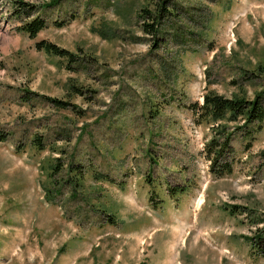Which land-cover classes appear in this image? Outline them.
<instances>
[{"label": "rangeland", "instance_id": "1", "mask_svg": "<svg viewBox=\"0 0 264 264\" xmlns=\"http://www.w3.org/2000/svg\"><path fill=\"white\" fill-rule=\"evenodd\" d=\"M15 1L0 0V264H264L240 211L264 208V119L225 122L232 171L215 176V125L192 107L264 94V0H25L35 37Z\"/></svg>", "mask_w": 264, "mask_h": 264}, {"label": "trees", "instance_id": "2", "mask_svg": "<svg viewBox=\"0 0 264 264\" xmlns=\"http://www.w3.org/2000/svg\"><path fill=\"white\" fill-rule=\"evenodd\" d=\"M58 0H49L42 3L40 6H51ZM167 0H162L157 8L159 15L161 11H165L167 8L164 3ZM13 6L12 13L17 16L24 17L18 28L24 32H27L30 37H35L37 32L45 27L46 21L40 15H33L38 7L34 3L27 2L25 0H16ZM145 13L152 15V12L148 8H144ZM152 22H143L144 30H154L156 22L154 14ZM63 22L59 23L62 25ZM36 47L45 49L60 56L72 55L70 52L59 46L58 44L49 40H37L35 42ZM50 101H53L55 105L66 106L67 102L55 97H49ZM196 110L198 118L206 117L208 122H212L215 125L214 134L209 138L205 144L206 155L209 159V171L215 176H223L226 173L232 171V159L229 158L233 151V146L230 144L232 131H227L228 121H236L243 119V123L256 122L257 125L264 119V94L262 92L257 93L253 98H247L245 96H226L215 91H207L203 94V101L199 104L194 102L192 104ZM222 121V122H221ZM242 124L236 127H241ZM6 135L0 133V140L5 139ZM34 142L41 148V137L39 135L34 137ZM231 213L239 212L229 209ZM240 211L245 212V216L248 218V222L253 226L250 234H245V239L249 242L250 251L253 254L264 255V208L253 209L252 208H240Z\"/></svg>", "mask_w": 264, "mask_h": 264}, {"label": "bare ground", "instance_id": "3", "mask_svg": "<svg viewBox=\"0 0 264 264\" xmlns=\"http://www.w3.org/2000/svg\"><path fill=\"white\" fill-rule=\"evenodd\" d=\"M177 227V226H176ZM174 232V231H173ZM176 232V231H175Z\"/></svg>", "mask_w": 264, "mask_h": 264}]
</instances>
